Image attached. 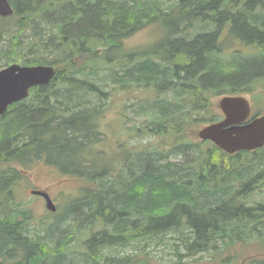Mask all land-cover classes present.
<instances>
[{
    "label": "trees",
    "instance_id": "1",
    "mask_svg": "<svg viewBox=\"0 0 264 264\" xmlns=\"http://www.w3.org/2000/svg\"><path fill=\"white\" fill-rule=\"evenodd\" d=\"M10 1L14 14L0 16V69L17 62L57 70L1 119L0 160L45 161L60 176L85 178L69 201L72 215H86L88 227L99 216L112 225L83 253L54 230L28 247L32 264H135L157 248L183 257L264 239V200L253 204L264 189V147L227 154L189 136L222 118L214 97L264 86V0ZM155 23L156 42L125 48ZM119 91L138 100L135 143L109 151L101 120ZM144 91L154 96L139 98ZM146 135L155 139L142 143ZM10 179L0 178V196Z\"/></svg>",
    "mask_w": 264,
    "mask_h": 264
},
{
    "label": "flooded vegetation",
    "instance_id": "2",
    "mask_svg": "<svg viewBox=\"0 0 264 264\" xmlns=\"http://www.w3.org/2000/svg\"><path fill=\"white\" fill-rule=\"evenodd\" d=\"M44 162H32L24 166L12 161L0 160V165H5L0 166V178H12L6 186V193L0 196V245L8 244L16 247L14 256L0 253V264L34 263V256L29 257L27 254L28 247L39 244L41 240L53 234L54 230L64 231L68 240L75 238V242L68 244L67 249L79 253L86 252L87 241L95 234L103 232L106 226L112 230V225L101 216L98 217L95 225L88 227L86 215L75 217L71 213L70 206L60 207L49 189L60 192L65 181L67 179L70 181L72 178L55 175L54 168ZM35 168H45L42 169V173H45L44 179L37 183L32 180L27 181L26 178L31 173L30 169ZM13 173L17 175L13 176ZM47 195L55 207L47 206ZM38 206H43L42 216L36 214ZM80 210L81 208L74 214ZM3 230L7 234L3 235ZM201 253L207 254V252Z\"/></svg>",
    "mask_w": 264,
    "mask_h": 264
},
{
    "label": "rangeland",
    "instance_id": "3",
    "mask_svg": "<svg viewBox=\"0 0 264 264\" xmlns=\"http://www.w3.org/2000/svg\"><path fill=\"white\" fill-rule=\"evenodd\" d=\"M160 24L155 23L148 25L142 30L136 32L134 35L128 37L124 41V46L127 50H138L144 49V47L156 42L162 35V31L159 28ZM141 99H150L154 96L151 92L144 91L140 92L139 95ZM252 104L253 114L256 112L264 113V86L258 87L254 93L247 94ZM219 96L212 99V104L214 111L221 114L217 106V100ZM137 99L131 92L119 91L114 94L113 98L109 103V108L106 111L104 118L101 120V129L106 133L105 144L103 145L105 149L109 151H117V148L121 144L135 143L134 132L130 130L133 125V110L136 105ZM128 114V115H127ZM201 125V124H200ZM201 125L200 127H202ZM197 127L193 131L197 133L200 128ZM189 136L192 140L198 139L196 134H191ZM141 138L142 143H147L149 140L155 139L153 135H146ZM207 142V141H206ZM141 148V147H139ZM4 167L5 165H0ZM14 167V165H12ZM42 169L45 168H35L30 169L31 173L28 174L26 180L39 182L44 179L45 173H42ZM55 175H61L55 170ZM86 185L85 178H73L70 181L67 179L60 192L56 190L49 189L52 196L56 199L60 207L68 206L70 204L71 198H75L79 195V191ZM254 203L264 200V189H259L254 191ZM43 207V206H42ZM38 206L36 214L42 216L43 209ZM74 240V238L72 239ZM208 253V252H207ZM74 257V252H71ZM239 257L234 260V256ZM248 257V258H247ZM139 260L138 258H136ZM254 259L264 260V239H254V241L246 246L241 245V243H236L235 247L230 248L222 253L215 254H202L196 253V255L184 254L183 257L176 256L172 252H165L163 248H157L152 256H148L144 259L139 260L135 264H253Z\"/></svg>",
    "mask_w": 264,
    "mask_h": 264
},
{
    "label": "water",
    "instance_id": "4",
    "mask_svg": "<svg viewBox=\"0 0 264 264\" xmlns=\"http://www.w3.org/2000/svg\"><path fill=\"white\" fill-rule=\"evenodd\" d=\"M13 13L10 0H0V16L7 17ZM55 73L53 65L13 63L0 69V115L13 103L26 99L31 88L49 84ZM217 106L224 117L198 129L199 140L212 141L227 154L253 151L264 146V114L256 115L245 123L251 114V103L247 96L223 95L217 100ZM47 206L55 207L48 195Z\"/></svg>",
    "mask_w": 264,
    "mask_h": 264
},
{
    "label": "bare ground",
    "instance_id": "5",
    "mask_svg": "<svg viewBox=\"0 0 264 264\" xmlns=\"http://www.w3.org/2000/svg\"><path fill=\"white\" fill-rule=\"evenodd\" d=\"M57 70V69H56ZM262 217V216H261ZM103 242V241H102ZM101 246V245H100ZM102 251V250H101Z\"/></svg>",
    "mask_w": 264,
    "mask_h": 264
}]
</instances>
